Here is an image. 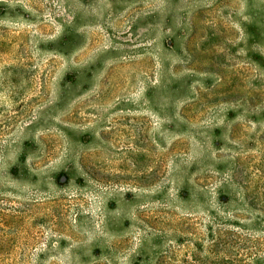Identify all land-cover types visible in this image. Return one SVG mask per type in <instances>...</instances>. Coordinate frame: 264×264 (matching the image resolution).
Wrapping results in <instances>:
<instances>
[{"label": "rangeland", "instance_id": "374dc122", "mask_svg": "<svg viewBox=\"0 0 264 264\" xmlns=\"http://www.w3.org/2000/svg\"><path fill=\"white\" fill-rule=\"evenodd\" d=\"M264 264V0H0V264Z\"/></svg>", "mask_w": 264, "mask_h": 264}, {"label": "trees", "instance_id": "16d2710c", "mask_svg": "<svg viewBox=\"0 0 264 264\" xmlns=\"http://www.w3.org/2000/svg\"><path fill=\"white\" fill-rule=\"evenodd\" d=\"M139 255L137 258H135L134 260L132 259L130 261L131 264H142L143 261H145V258H142L143 255H145L144 250L141 248L139 251Z\"/></svg>", "mask_w": 264, "mask_h": 264}]
</instances>
